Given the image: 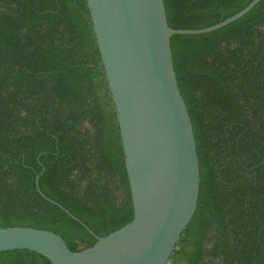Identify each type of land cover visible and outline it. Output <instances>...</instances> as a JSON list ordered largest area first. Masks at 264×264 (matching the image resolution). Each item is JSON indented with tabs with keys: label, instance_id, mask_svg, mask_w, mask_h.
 I'll return each mask as SVG.
<instances>
[{
	"label": "trees",
	"instance_id": "16d2710c",
	"mask_svg": "<svg viewBox=\"0 0 264 264\" xmlns=\"http://www.w3.org/2000/svg\"><path fill=\"white\" fill-rule=\"evenodd\" d=\"M250 1L164 5L169 26L197 29ZM170 47L200 182L167 264H264V163L254 167L264 157V0L213 31L173 34ZM132 218L86 1L0 0V227L51 230L78 251ZM0 264L51 262L15 249Z\"/></svg>",
	"mask_w": 264,
	"mask_h": 264
},
{
	"label": "water",
	"instance_id": "95a60500",
	"mask_svg": "<svg viewBox=\"0 0 264 264\" xmlns=\"http://www.w3.org/2000/svg\"><path fill=\"white\" fill-rule=\"evenodd\" d=\"M85 1L119 128L133 218L78 251L51 230L4 226L0 251L28 249L45 255L51 264H167L196 209L200 182L171 36L213 31L260 0L197 29L169 26L164 0ZM263 163L264 157L254 167Z\"/></svg>",
	"mask_w": 264,
	"mask_h": 264
}]
</instances>
